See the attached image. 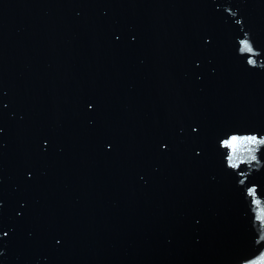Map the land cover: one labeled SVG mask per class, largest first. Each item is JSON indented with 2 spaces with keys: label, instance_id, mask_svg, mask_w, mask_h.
I'll return each mask as SVG.
<instances>
[{
  "label": "water",
  "instance_id": "obj_1",
  "mask_svg": "<svg viewBox=\"0 0 264 264\" xmlns=\"http://www.w3.org/2000/svg\"><path fill=\"white\" fill-rule=\"evenodd\" d=\"M260 141L264 0H0V264H258Z\"/></svg>",
  "mask_w": 264,
  "mask_h": 264
},
{
  "label": "clouds",
  "instance_id": "obj_2",
  "mask_svg": "<svg viewBox=\"0 0 264 264\" xmlns=\"http://www.w3.org/2000/svg\"><path fill=\"white\" fill-rule=\"evenodd\" d=\"M230 141H231V145L229 147L231 148L233 155L236 152H242V151L251 152L252 149L245 148L244 146L245 145L255 144L257 142L255 136H246V137L233 136V137L230 138ZM253 159H255V157H253ZM4 235L6 236L7 233H5ZM258 264H264V254H262V258L260 259Z\"/></svg>",
  "mask_w": 264,
  "mask_h": 264
},
{
  "label": "snow or ice",
  "instance_id": "obj_3",
  "mask_svg": "<svg viewBox=\"0 0 264 264\" xmlns=\"http://www.w3.org/2000/svg\"><path fill=\"white\" fill-rule=\"evenodd\" d=\"M242 50H249L250 51V48L248 47V45H247V43L245 42L244 43V45H243V49ZM261 143H264V141H260ZM225 144H226V146H230L231 145V141L229 140V141H226L225 142ZM233 166H235V165H233Z\"/></svg>",
  "mask_w": 264,
  "mask_h": 264
}]
</instances>
